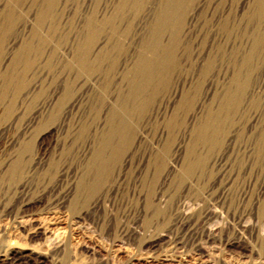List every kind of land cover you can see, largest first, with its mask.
Returning a JSON list of instances; mask_svg holds the SVG:
<instances>
[{"label":"rangeland","instance_id":"rangeland-1","mask_svg":"<svg viewBox=\"0 0 264 264\" xmlns=\"http://www.w3.org/2000/svg\"><path fill=\"white\" fill-rule=\"evenodd\" d=\"M123 1L55 0L43 17L49 0H0V91L12 79L0 102V264H264V0H177L175 64L134 111L126 104L121 157L81 188L129 95L126 72L152 56L143 45L162 0ZM157 35L171 41L166 25ZM240 84L241 104L221 113ZM211 116L220 129L204 143Z\"/></svg>","mask_w":264,"mask_h":264},{"label":"bare ground","instance_id":"bare-ground-1","mask_svg":"<svg viewBox=\"0 0 264 264\" xmlns=\"http://www.w3.org/2000/svg\"><path fill=\"white\" fill-rule=\"evenodd\" d=\"M55 0H49L51 3L47 9H44L42 16L48 14L50 9L53 7V2ZM131 0H124L123 7H126ZM135 4L140 2V0H132ZM183 3H178L177 0H162L158 10V20L151 27L150 38L145 42L143 48L147 51H151V58H147L144 55H140L136 61V64L131 70L126 72L125 80L129 85V95L128 97H122L109 114V128L107 132L102 135V141L100 147L93 154V164L91 166V173L93 174V183L87 185L86 183L81 184V188L87 186L88 189L93 190L97 185L104 179L106 175L110 173L115 162L121 157L123 149H125L126 144L124 142L118 145V140L125 134L128 129V118L130 115V110L126 108V104L130 103L131 111H134V103L136 100L142 96L146 89L154 86H159L162 81V77L169 70L171 65L175 64V48L178 42L179 31L181 28V15L178 14L180 7ZM188 4H186V7ZM110 20L103 19L100 23L101 25H106ZM167 26L170 30L171 41L168 44H161L159 42L158 31L159 28ZM87 26L94 29V19H90ZM157 33V34H156ZM262 38V37H261ZM96 36L93 30L88 35V45L94 42ZM46 42V41H43ZM260 44V39L257 38L252 45L251 53L245 59L243 67H248L250 61L253 59L255 52L258 50ZM30 46L24 47L22 51H29ZM79 57L76 60V67L80 71H89L88 67V55L90 48L79 49ZM1 55V50H0ZM214 59L209 58L206 62V67L211 68ZM73 64V63H72ZM6 83L2 86L0 91V102H3L12 85L11 77L5 75L4 77ZM237 83V82H236ZM239 83V82H238ZM246 89L245 84L238 85L236 91L227 93L225 99L222 102L221 113H230L235 108H237L244 97V92ZM60 102V101H59ZM4 103V102H3ZM11 105V104H10ZM7 106V114L11 110V106ZM219 121L215 117H210L204 123L202 127L197 130V136L199 141L208 142L211 140L210 133L216 134L219 130ZM166 158V154L160 153L156 154L153 158L154 163L161 162L163 164ZM19 162V161H18ZM20 163V162H19ZM160 163V164H161ZM161 164V165H162ZM18 163L10 168L11 171L18 167ZM197 165V164H193ZM192 169V166L188 167V171ZM19 169V168H18ZM89 170V171H90ZM17 171V170H16Z\"/></svg>","mask_w":264,"mask_h":264}]
</instances>
